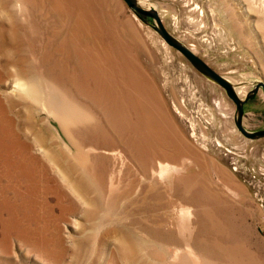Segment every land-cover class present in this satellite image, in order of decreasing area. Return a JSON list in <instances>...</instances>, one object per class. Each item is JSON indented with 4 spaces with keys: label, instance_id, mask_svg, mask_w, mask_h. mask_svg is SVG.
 Listing matches in <instances>:
<instances>
[{
    "label": "rangeland",
    "instance_id": "1",
    "mask_svg": "<svg viewBox=\"0 0 264 264\" xmlns=\"http://www.w3.org/2000/svg\"><path fill=\"white\" fill-rule=\"evenodd\" d=\"M138 3L241 98L264 82V0ZM154 24L0 0V264H264V137ZM244 111L264 129L263 88Z\"/></svg>",
    "mask_w": 264,
    "mask_h": 264
},
{
    "label": "water",
    "instance_id": "2",
    "mask_svg": "<svg viewBox=\"0 0 264 264\" xmlns=\"http://www.w3.org/2000/svg\"><path fill=\"white\" fill-rule=\"evenodd\" d=\"M127 5L134 10L141 18H153L156 22L154 24V28L160 33L163 39L173 48L178 50L180 53L184 55V57L202 74L206 75L214 82L218 83L222 86L228 96L235 102L237 107L236 114V124L240 131L249 139H257L264 137V129L257 131H249L245 128L243 124L244 117V105L246 102L253 98L260 90L263 88L264 90V82H259L254 89L248 92L245 98H241L238 92L236 91L234 85L220 74L217 70H215L207 61H205L200 55H198L195 51H193L190 47L179 41L164 25L162 17L159 11L156 8H144L139 5L138 0H124Z\"/></svg>",
    "mask_w": 264,
    "mask_h": 264
},
{
    "label": "bare ground",
    "instance_id": "3",
    "mask_svg": "<svg viewBox=\"0 0 264 264\" xmlns=\"http://www.w3.org/2000/svg\"><path fill=\"white\" fill-rule=\"evenodd\" d=\"M99 75H100V73H98ZM20 79V78H19ZM19 79H17V81L19 80ZM19 83H20V81H19ZM20 85H23V83H21ZM87 89H89L90 90V88H87ZM237 90V92H238V94L239 95H241L242 94V90H240L239 88H237L236 89ZM92 94L94 95V91H92ZM92 95V96H93ZM94 98H96L95 96H93ZM97 100H98V102H100V99H98V98H96ZM144 101H146L145 99H144ZM138 105H139V110H140V112H143L142 113V115L145 117V119H146V121H147V124H148V126H152V124L150 123V119L153 117L152 116V114H151V112H150V107H149V105H147V103L145 102L144 104L143 103H138ZM115 113H116V115L118 116V114H117V112L115 111ZM166 158H168V160L170 161V163L168 164V165H166V166H161V170H160V172H164V171H167V170H173V171H175V170H177L178 168H177V161H176V159L173 157V156H170V158L169 157H167V156H165ZM175 163V164H174Z\"/></svg>",
    "mask_w": 264,
    "mask_h": 264
}]
</instances>
